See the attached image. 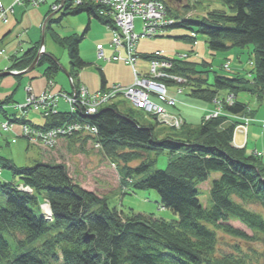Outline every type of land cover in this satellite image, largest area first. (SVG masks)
<instances>
[{"label":"trees","instance_id":"16d2710c","mask_svg":"<svg viewBox=\"0 0 264 264\" xmlns=\"http://www.w3.org/2000/svg\"><path fill=\"white\" fill-rule=\"evenodd\" d=\"M206 2L203 16L196 18L179 16L167 3L177 20L170 27L193 28L206 35L213 54L252 45V68L246 73L235 70L222 74L205 59L196 62L174 58L171 72L187 78L181 86L192 99L210 103L222 96L223 115L203 117L198 124L185 122L175 129L159 124L154 116H150L155 120L151 123L111 105L87 118L98 128L95 137L81 132L68 136L70 142H101L104 154L123 165L124 184L156 190L161 206L178 218L169 220L132 209L126 213L111 207L107 196L74 182L63 163L18 165L0 155V165L20 179H0V264H253L247 255H218L217 246L218 231L240 241L264 236V214L249 207L258 204L264 209V159L249 153L246 147L234 146V131L240 121L229 117L254 116L248 103L240 99L241 94L264 99V0H194L193 7ZM217 2L228 10L214 8ZM60 12H87L110 23L100 15L99 5L86 2L74 5L73 0H66ZM49 24L46 30L51 29L54 39L66 47L72 66L69 75L76 77L88 65L80 51L86 33L61 36ZM39 48L40 44H34L21 55L12 56L8 69L30 66ZM38 65L46 66L44 73L49 80L61 69L58 59L46 53ZM98 69L105 85L104 71ZM15 92L0 100V114L12 122L29 123L5 109ZM229 95L236 99L232 104L225 99ZM76 120H80L79 114L59 111L37 126L48 128ZM165 150L172 155L167 167L146 175L156 161L149 155ZM143 155L148 158L142 159ZM136 159L141 162L130 166ZM213 173L217 176L211 182L212 204L208 207L202 203L200 185ZM21 184L32 191L22 189ZM44 199L51 206V220L43 215ZM232 221L244 224L254 235L235 227Z\"/></svg>","mask_w":264,"mask_h":264},{"label":"rangeland","instance_id":"374dc122","mask_svg":"<svg viewBox=\"0 0 264 264\" xmlns=\"http://www.w3.org/2000/svg\"><path fill=\"white\" fill-rule=\"evenodd\" d=\"M170 8L175 10L179 16L184 18H196L202 17L205 8L208 6V2L203 5L193 7L194 0H183L182 2H175L171 0H166ZM49 0L47 3L42 4L40 7H33L31 5H26V2H22L24 6H17L15 9V15L13 12L9 14V21L7 24L0 25V38L6 31L9 29L12 30V34L9 36V42L4 46V55L6 58L3 60L0 65V70H5L9 65L10 61L6 56L11 55L19 47V51L26 50L30 44H33L36 41H40L43 38V21L44 15L47 8L50 7ZM84 2L79 3L82 5ZM26 5V6H25ZM214 8L226 9L222 3L217 2L213 5ZM24 16L20 20L21 16ZM54 18L61 16L60 21L50 22V26L57 30L62 36L69 35L79 31L82 33L85 27L88 25L89 16L87 12H82L77 15H62V12H52ZM51 14V15H52ZM1 15V11H0ZM21 16V17H20ZM181 18V17H180ZM93 23L92 27L88 30L87 36L83 38L81 43V55L84 60L90 63L86 69L81 70L80 72H85V77L89 80L92 85L90 90L95 91L99 86L100 71L98 69L101 64L105 69L107 61H100L97 57V43L101 42L105 47L109 46L111 41V34L107 28L97 19L92 18ZM19 21V23H17ZM109 25L111 24L108 23ZM112 25L109 26L111 28ZM142 22L136 20V30L141 32ZM29 33V34H28ZM188 37H194L193 40H190ZM208 37L193 28H187L182 26L170 27L168 32L163 36L158 37H148L142 38L140 41V51L143 53H151L156 50H163L166 56L175 58L178 54H188L189 60L200 62L202 60H207L211 63V68L222 74H232L235 70H240L243 73H246L251 70L252 65L250 60H253L252 56V45H249L245 48L232 47L224 51H218L217 53H211L207 45ZM44 45H47L46 54L52 52L54 55L60 59V63L63 68L58 74L55 82L58 83L61 78H64L68 84L66 90H59L55 87L51 90L54 94H60L61 91L68 92L71 91V85L69 77L66 74V66H69V55L66 47L58 43L52 36V30L50 29L46 36H44ZM108 57H111L109 55ZM106 59V58H103ZM227 60L232 62V70H226L222 68V65ZM106 62V63H105ZM111 66L107 69L106 77L109 80V84L112 86L114 84H125L126 81L132 82L134 74L132 73L133 66L126 68L125 64H128L124 59L121 62H110ZM149 63V60L146 58H141L138 61L137 68L146 66ZM44 66H36L32 71L25 73L22 76L7 75L0 78V99L5 98L11 92L16 90L14 101L9 105H16L17 103H23L26 99V88L28 86H33L30 84L31 78L34 81H37L36 86H38L43 81L41 77V72L43 71ZM54 80V78L52 79ZM123 83H122V82ZM97 86V87H96ZM178 86L172 85L169 87L170 94L180 97H184L189 102L188 107L193 110L198 111L196 120L192 124H198L206 114V110L211 109L206 118H211V114H214L216 111L224 114L222 96H219L220 99L217 104V101L207 103L201 100H195L188 96V90L184 89L182 94L176 92ZM154 98L158 99L157 96ZM226 101L229 104L234 103L236 100L234 96L225 97ZM240 99L248 103L249 107L254 111V116L252 121L249 123V143L247 146V151L253 153L255 149L260 150L264 154V99L259 101L256 96L243 93L240 95ZM118 107L124 113H132L138 119L147 120L148 122L155 123V120L148 116L144 110H139L132 104L133 101L129 97L120 96L114 100ZM60 108L62 110H69V105L65 102V99L60 98L59 102ZM214 105V106H213ZM179 105H177L178 107ZM213 106V107H212ZM167 111L171 114L177 115V112L173 109L169 110V107L165 106ZM177 109V108H175ZM180 113V111H179ZM216 114V113H215ZM3 114H0V121H2ZM219 116V114H218ZM249 118V116L244 115ZM28 120L33 123L42 124L45 120L44 116L40 111L30 110L27 116ZM185 117V116H183ZM5 118V117H4ZM145 118V119H144ZM21 130H24L25 127L31 129L28 130V133H32L35 127L29 125L28 123H23L20 125ZM0 123V155L12 159L18 165H29L32 166L36 162H47V163H63L67 166L68 172L74 182L78 183L85 189L94 191L100 196H107L109 198V204L111 207H116L118 210H123L124 212H130L131 209L135 212H141L144 214L153 213L157 217H163L166 219H176L177 215L173 214L170 210L162 208L160 204V197L156 190L154 189H136L131 183H123V173L121 171V166L113 162V160L106 156L101 150V146H97L92 143L90 140H87L85 143L73 142L69 140L68 136L73 135H58L55 139L53 146H47L42 144V141L33 138H29V141L26 138H17L16 142H13L15 134V127L10 126L8 129ZM9 130V132H6ZM178 131V130H175ZM238 142L243 143L245 141V135L243 133H237ZM148 155H143L142 159H147ZM149 158L155 159L153 166L147 172L146 175L154 172L157 169H164L167 167L172 155L169 151L165 150L160 153H151ZM264 159V155L262 156ZM141 162V159H136L131 161L130 166H137ZM2 166V165H1ZM2 170L7 173L11 171L7 168ZM12 175V174H11ZM217 174L213 173L208 181L201 184V189L203 193L201 194L202 203L205 206H211L212 201L210 198V187L211 182ZM139 178L135 175V179ZM0 179L2 177L0 176ZM17 182L20 179L16 176L14 179ZM30 191V190H28ZM45 199L42 200L41 206H44ZM251 209L261 212L264 214V209L258 205L253 204L249 206ZM44 210V209H43ZM235 227L245 230L248 234L254 235V233L247 228L244 224L238 221L231 222ZM219 241L217 246V254L221 255L223 253H234L237 255H247L248 259L253 264H264V236L259 235V239L255 241H240L234 239L222 231H218ZM18 237H21L18 235ZM236 246L241 250L239 251Z\"/></svg>","mask_w":264,"mask_h":264},{"label":"built area","instance_id":"2783aa9c","mask_svg":"<svg viewBox=\"0 0 264 264\" xmlns=\"http://www.w3.org/2000/svg\"><path fill=\"white\" fill-rule=\"evenodd\" d=\"M33 3L38 4L43 0H31ZM86 0H75V4L78 5L81 2L85 3ZM88 1H98V5L100 6V15H105V18L112 19V27L111 29L116 31V37L113 40V48H114V56L116 59L120 58L121 60L124 59L128 64H134L135 62V53L133 52L132 40L130 39V35L127 33L128 30L133 31L134 28V17L135 12L138 10V4L142 2V0H88ZM157 6H155L154 2L152 0L148 1L149 11H143L145 9L144 5L141 4V10H139L140 13H138V16L140 17V20L142 21L143 30L146 32V34H141V37H152L155 34H161L162 31L165 30L167 26L170 25V23L166 20V14L165 12V5L164 3H161L159 0ZM23 0H17L18 4H21ZM4 12V11H3ZM6 13H2L1 17L4 18ZM119 29H124L123 31H119ZM131 32V35H132ZM122 47V48H121ZM98 55L108 60H112V57H107L105 54V49L103 46H98ZM158 55L161 57L162 53L158 52ZM159 62L161 66H168L167 64L163 63V60L154 58L152 60V64L150 65V73L149 76L142 75L138 71L135 70L134 66V73H135V81L134 84L129 87H122L121 85H114L112 88L108 90V93L105 94L104 101H108L111 99H114L118 95H124L125 97H129L132 99L133 103L138 106L142 107L148 111H153L160 113L163 117V119L168 123L170 127L174 128H180L183 124V118L179 117L175 114H171L167 111L166 105L167 103L176 105V99L173 97H170L167 95V88L162 83L163 82V76L165 74H157L154 73L155 65ZM226 67L228 64L225 65ZM153 74H156L158 78H162L161 82H158L159 80H155L153 77ZM167 79L169 80H175L177 82H182L183 78L177 75L173 74H166ZM155 85H158L157 87ZM157 89V91H156ZM28 92V96L26 98V101L24 104L18 105V108L20 110H23L24 108L31 107L36 110H44L48 111L49 109L54 110L57 106V99L54 95L50 94L49 91L42 94L39 98H31L35 94L32 93V88L27 87L26 88ZM89 91L86 87L82 86L79 88L77 92H74L73 95L64 97L71 105V109L73 112L79 111L82 114H89V105L90 102H92V99L88 97ZM102 93H97V95H100ZM157 96V100H153L152 97ZM49 101L51 104L49 107L45 108L43 107V104L45 101ZM99 105L101 103L97 102ZM94 110L97 106L96 104H93ZM216 113V114H215ZM214 114H211V116L215 117L220 112L216 111ZM4 127H7L8 129L10 126L8 122L3 124ZM29 127H25L23 130V133L29 137L31 140L33 138H36L39 141H42L41 143L47 146H53L55 143V139H57L58 135L63 134H71L74 131H86L93 135H96L98 133V128L96 125L90 123L89 121H77L73 123H66L62 126L53 127L50 129H33L32 133H28V130L31 129ZM97 146H100V144H96Z\"/></svg>","mask_w":264,"mask_h":264},{"label":"bare ground","instance_id":"6f19581e","mask_svg":"<svg viewBox=\"0 0 264 264\" xmlns=\"http://www.w3.org/2000/svg\"><path fill=\"white\" fill-rule=\"evenodd\" d=\"M148 1H150V0H142V2H140L139 4H138V10L134 13L135 14V17H134V19L135 20H133L134 21V28H133V31L134 32H132L131 30H128L127 31V33L131 36L130 37V39L132 40V47H133V52L135 53V56H134V58H135V62H134V64H132L133 66H134V68H135V70L136 71H138L140 74H142V75H147V76H149V73H150V65L152 64V60L154 59V58H156V59H160V60H163L162 62L163 63H165V64H167L168 66H161L160 64H159V62L155 65V68H154V73H157V74H165L164 76H163V84L165 85V87L168 89V91H167V95H171L170 94V90H169V87H170V85H173V83H171L170 81H169V79H167V77H166V74H168V73H170V74H172L173 72H171V70H172V68H173V60H174V58H171V57H168V56H166L165 54V52L163 51V50H161L162 51V56L160 57L159 55H158V50H156V51H154V52H151L152 53V55L154 56V58L152 57V56H150L149 58H146L145 56H144V54L145 53H143V52H141L140 51V48H139V46H140V41H141V39L143 38V37H141L140 35L141 34H146V32H144V30H143V25H142V27H141V32H137V30H136V20L137 19H139L140 20V17L138 16V13H140L139 12V10H141V4H143L144 5V7H145V9L143 10L144 12L145 11H149V8L151 7V6H149V3H147ZM171 1H175V2H179V1H176V0H171ZM46 2V0L44 1H41L40 3H38V4H35V3H33L31 0H27V3L28 4H30V5H32V6H34V7H39V6H41L42 4H44ZM86 3H89V4H91V5H97L98 6V1H88V0H86L85 1ZM152 2H154V4H155V6H157V2L158 1H156V0H152ZM161 3H164V5H165V12H164V14H166V20L170 23V24H172V23H174L175 21H177L172 15H171V13L169 12V10H168V7H167V3L166 2H163V1H160ZM180 3V2H179ZM17 5H19V6H21V7H23L24 5L23 4H17ZM58 5H59V3H56L55 4V7H58ZM1 9H5V7H1ZM5 13H6V11L5 10H3ZM2 11V13H4ZM54 13H56L57 11H54V10H52ZM2 13H1V15H2ZM73 15V14H72ZM77 15V14H76ZM102 16V18H105L106 16L105 15H101ZM7 17H8V15H5V17L4 18H2L1 16H0V20H6L7 19ZM90 17V16H89ZM92 18L94 17V18H96L95 16H91ZM91 18V19H92ZM91 19H89V21L91 20ZM98 19V18H97ZM99 20V19H98ZM89 21H88V24H89ZM106 28H107V30L108 31H110V33L112 34V41L114 40V38L117 36L115 33H116V31L115 30H113V29H111V28H109V26L107 25V23H103V21H101V20H99ZM141 21V20H140ZM87 28V26L85 27V29ZM84 29V30H85ZM124 30V29H123ZM122 29H119V31L121 32V31H123ZM131 32H132V35H131ZM167 32H164V31H162V33H161V35H159V34H155L154 35V37H158V36H163V35H165ZM73 34H75V33H73ZM79 35H82L81 33H79ZM145 38H148V36H146ZM44 43H45V41H44V36H43V38L39 41V44H41V49L42 50H45V46H44ZM97 46H103L102 44H98ZM104 47V46H103ZM105 48V47H104ZM122 48V47H121ZM114 49V48H113ZM46 51V50H45ZM44 52V51H43ZM42 51H41V56H40V59L42 58V56L45 54V53H43ZM112 53H113V50H112ZM49 54V53H48ZM48 54H46V55H48ZM97 57L100 59V60H102L104 57L103 56H99V55H97ZM111 57H112V60H108V59H104V60H106L107 62H121V59L120 58H118V59H116L115 58V56H114V54H112L111 55ZM141 58H146V59H148L149 60V63L148 64H146V66H144L143 68L142 67H140V69L139 68H137V64H138V61L141 59ZM189 58V55L188 54H178L176 57H175V59H179V60H189L188 59ZM40 59H39V61H40ZM35 60V59H34ZM39 61H38V63H39ZM34 62V61H33ZM32 62V63H33ZM32 63H31V65H32ZM38 63H37V65H38ZM59 64L61 65V63L59 62ZM88 64V63H87ZM225 64H228V66L226 67V70H231V71H233L232 70V62L230 61V60H227L226 62H225ZM30 65V66H31ZM36 65V66H37ZM89 65H90V63H89ZM127 65H129L130 66V68H131V65L130 64H127ZM62 66V65H61ZM29 68V66L27 67V68H25V70H27ZM134 68H132V73L134 74V76H133V81H132V83L131 84H129V85H122V84H119V85H121L122 87H124V88H126V87H129V86H131V85H133L134 84V81H135V73H134ZM223 69H225V67H223ZM12 71H16V72H21V71H23L24 69H22V70H20V69H11ZM30 72V71H29ZM174 75V74H173ZM73 77V76H72ZM153 77H154V79L155 80H159L158 82H161V80H162V78H158V76L156 75V74H153ZM74 79L76 78L75 76L73 77ZM186 79L187 78H185V77H183V80L184 81H186ZM167 81V82H166ZM51 82H54V80H51ZM179 83V82H178ZM84 87H85V85H83ZM156 87L158 86V85H155ZM82 87V86H81ZM111 88H112V86H110ZM182 90L184 91V89H183V87H182ZM156 91H157V89H156ZM102 93V94H100V95H97V93ZM104 93H108V89L107 88H105V89H101V90H97V91H90L89 93H88V97H90L91 99H92V102H90V105H89V107H88V109H89V114H90V116L91 115H94V114H96L97 112H99L100 110H103V109H105V108H108V107H110L111 105H116V107H117V109H119L120 111H121V109L118 107V105L113 101V99H111V100H106V101H104V99L103 98H105L104 96H105V94ZM104 95V96H103ZM40 96H37V95H34L33 97H31V98H39ZM174 98L175 99H177V97H175L174 96ZM152 99L155 101V98L154 97H152ZM96 101L97 102H99V103H101V104H97L96 103ZM218 103V101L215 103V104H217ZM50 102L47 100V101H45V103L43 104V107H44V109L45 108H47V107H49L50 106ZM93 104H96L97 106L95 107V110H94V106H93ZM133 105H134V107H136L137 109H139V110H144V112H146V114L148 115V116H154L156 119H157V121H158V123L159 124H161V125H164V126H166V127H169V125H168V123L163 119V117H162V115L160 114V113H158V111H156V112H153V111H148V110H146V109H144V108H142V107H138V106H136L134 103H132ZM167 106L169 107V110H171V109H173V110H175L176 112H177V116H179V117H182V114H181V112L179 113V111L177 110V109H175V108H177V107H174V105H172V104H169V103H167ZM171 108V109H170ZM123 112V111H122ZM241 121H240V123H239V125H241ZM10 125H13V126H16L17 125V123L16 122H12L11 121V124ZM244 132H248V129L247 128H244ZM234 134L235 135H237V130H235L234 131ZM235 139H237V136H235ZM234 146L236 147V146H238L237 144H235L234 143ZM247 146V140H245L243 143H242V145L241 146H238V147H246ZM247 148V147H246ZM22 189H24V190H31L29 187H27V186H24L23 184H21V186H20ZM45 205L43 206V208H42V211H43V215H44V217H46L47 219H49V220H51L52 219V210H51V206H50V204H49V202H48V200H46L45 199ZM44 209V210H43Z\"/></svg>","mask_w":264,"mask_h":264},{"label":"crops","instance_id":"0c3cea01","mask_svg":"<svg viewBox=\"0 0 264 264\" xmlns=\"http://www.w3.org/2000/svg\"><path fill=\"white\" fill-rule=\"evenodd\" d=\"M49 0H46V2L45 3H47ZM58 1L59 0H51V2H50V7L49 8H47V10H46V12H45V15H44V21H43V25H42V29H43V36H46V33L50 30V29H47L46 30V25H48L49 23H50V21H48L47 23H46V20H47V18L50 16V14H52V5H54L55 3H58ZM15 2V0H0V11H1V7L3 6V7H5V8H8L9 6H11L13 3ZM60 4H62V0H61V2H60ZM26 5H30V4H28V3H26ZM25 5V6H26ZM18 6V5H17ZM17 6H15L14 7V15H15V9H16V7ZM32 6V5H31ZM34 7V6H33ZM40 7V6H39ZM10 14V13H9ZM9 14H8V16H9ZM70 15V14H69ZM21 16H22V14H21ZM20 16V17H21ZM23 17L24 16H22L21 18H20V20H22L23 19ZM92 17L90 16L89 17V19H91ZM8 21H9V17H7V19L6 20H0V25H1V23L3 22V24H7L8 23ZM17 23H19V21L17 22ZM92 23H93V20L91 19L90 21H89V24L87 25V26H89V29L92 27L91 25H92ZM50 25V24H49ZM88 29V30H89ZM88 30L86 31V32H84L85 30H83V32L81 33V34H84V33H86V35H85V37L87 36V33H88ZM79 31H77V32H74V33H76V34H79L78 33ZM109 33H110V31H109ZM12 34V30L11 29H9V31H6L4 34H3V36L0 38V65L2 64V62H3V60H5L6 58H4L3 57V55H4V49H3V46H4V44L6 45L8 42H9V36ZM29 34V33H28ZM73 33H70L69 35H72ZM111 34V33H110ZM61 35V34H60ZM62 36V35H61ZM65 36H68V35H65ZM111 36H112V34H111ZM84 37V38H85ZM84 40V39H83ZM81 43H82V41H81ZM81 43H80V51H81ZM34 44H39V41H36V42H34L33 44H30V46L28 47V48H30L32 45H34ZM98 44H102L104 47H105V45L103 44V43H101V42H98L97 43V45ZM96 45V46H97ZM40 46H41V44H40ZM45 46V50H47V45L45 44L44 45ZM27 48V49H28ZM26 49V50H27ZM105 49H106V55H112L113 53H112V37H111V41H110V43H109V46L108 47H105ZM26 50H23V48H22V50L21 51H19V47H17V50L16 51H14V53H12L11 55H9V56H6L8 59H9V61H10V65H11V57L12 56H14V55H21L22 53H24ZM47 52V51H46ZM49 55L50 56H53V57H55V58H57V56L56 55H54V53H52V52H50L49 53ZM83 57V56H82ZM58 59V58H57ZM84 59V58H83ZM58 61H60V59H58ZM86 61V60H85ZM100 61H106V60H104V59H102V60H100ZM61 62V61H60ZM87 62V61H86ZM88 63V65H89V62H87ZM106 63V62H105ZM9 65V66H10ZM62 65V64H61ZM87 65V66H88ZM112 65V63H110V62H108V63H106V65H105V69L103 68V66L100 64L99 65V67H101L102 69H103V71H104V74H105V77H106V72H107V69L109 68V66H111ZM124 65H126V68L127 67H130L129 65H127V64H125L124 63ZM9 66L7 67V68H9ZM38 66V65H37ZM86 66V67H87ZM98 67V68H99ZM6 68V69H7ZM44 69H43V71L41 72V77H43L44 79H43V81H42V83H40L38 86H36V83H37V81H34L33 80V78H35V77H33V78H31V82H30V84L33 86V90H34V93L36 94V95H41V94H43L44 93V91L46 90V88H47V86H48V82H49V79H47V76L45 75V73H44V70H45V68H46V66H44L43 67ZM62 68H63V66H62ZM72 68V66H71V63H70V61H69V66H68V68H67V66H66V74H67V76H69V73H70V71L72 70L71 69ZM5 69V70H6ZM84 69H86V68H84ZM84 69H82V70H84ZM5 70H0V72H3V71H5ZM106 71V72H105ZM61 72V69H60V71H59V73ZM58 73V74H59ZM58 74H57V76H58ZM85 72H80L77 76H76V78H75V84H76V86H78V85H85L89 90H90V88H91V85H92V83L89 81V80H87V78L85 77ZM57 76H55V78H54V86H52V88H51V90L55 87V85H56V88L58 87L59 88V90H66L67 88H68V84H67V82H66V80L64 79V78H61L60 79V81L58 82V83H56L55 82V79L57 78ZM1 78V77H0ZM100 79H101V76H100ZM132 81H133V79H132ZM122 82V81H121ZM123 83V82H122ZM132 82H131V80L130 81H126L125 82V84H127V85H129V84H131ZM70 85H71V82H70ZM111 85L109 84V80L107 79V77H106V83H105V85H103L102 84V80H101V82H100V84H99V86L97 87V90H101V89H105V88H109ZM72 85H71V90H72ZM97 90H95V91H97ZM91 91V90H90ZM12 93V92H11ZM10 93V94H11ZM9 94V95H10ZM9 95H7V96H5V98L6 97H8ZM172 96H175L174 94H171ZM175 97H178V96H175ZM5 98H2V99H0V100H4ZM14 98H15V95H14V97H13V101H14ZM178 99V98H177ZM12 101V102H13ZM188 105H189V102L187 101V99L186 98H184L183 96L182 97H180V100H179V106L177 107V110L178 111H180L182 114H183V116H185V118H186V120H187V122L188 123H194L195 122V120H196V117H197V113H198V111L195 109V110H193L192 108H190V107H188ZM60 106V105H59ZM213 107V106H212ZM60 110L61 111H66V110H62L61 108H60ZM9 112L10 113H16V109H14V107H11L10 108V110H9ZM124 113V112H123ZM3 117V116H2ZM28 118V117H27ZM3 120H5L6 118H2ZM1 120V119H0ZM2 120V121H3ZM44 122H45V120H44ZM44 122L42 123V124H44ZM35 124H37V123H35ZM20 134H21V127H20V125H16L15 126V134H14V138L12 139V141L14 140V139H17V138H23V137H21L20 136ZM248 134H249V132H248ZM236 143L238 144V145H242V143L241 142H238V139H236ZM248 143H249V138H247V146H248ZM246 146V147H247ZM255 150H258V149H255ZM254 150V151H255ZM258 151H260V150H258ZM0 176L2 177V179H6V180H12V179H14V176L13 175H11V173L10 172H7V173H5L3 170H2V172L0 173Z\"/></svg>","mask_w":264,"mask_h":264},{"label":"water","instance_id":"95a60500","mask_svg":"<svg viewBox=\"0 0 264 264\" xmlns=\"http://www.w3.org/2000/svg\"><path fill=\"white\" fill-rule=\"evenodd\" d=\"M176 1L182 2L183 0H176ZM64 3H65V0L62 1V4H64ZM61 7H62V6H61ZM52 15H53V14H52ZM52 15H51V16H52ZM40 56H41V53H39V54L36 56L34 62L32 63V65H31L27 70H24V71L19 72V73L21 74V73H27V72H29V71H32V70L36 67V65H37V63H38V61H39V59H40ZM13 74H16V73L13 72V71H3V72H0V77L7 76V75H13ZM84 117H89V118H90V115H84Z\"/></svg>","mask_w":264,"mask_h":264}]
</instances>
